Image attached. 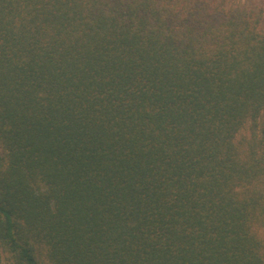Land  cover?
<instances>
[{"label":"trees","instance_id":"trees-1","mask_svg":"<svg viewBox=\"0 0 264 264\" xmlns=\"http://www.w3.org/2000/svg\"><path fill=\"white\" fill-rule=\"evenodd\" d=\"M227 5L0 0L10 264H264V32Z\"/></svg>","mask_w":264,"mask_h":264},{"label":"rangeland","instance_id":"rangeland-1","mask_svg":"<svg viewBox=\"0 0 264 264\" xmlns=\"http://www.w3.org/2000/svg\"><path fill=\"white\" fill-rule=\"evenodd\" d=\"M243 6L247 7L258 19V29L261 32H264V0H228V8L231 7H238ZM253 129H256L255 133ZM264 131V114L262 115L261 119L258 121L257 126L253 123H247L243 129H241L240 133L236 137V143L242 145L243 149L245 148L243 145H248V141L252 139L254 134H257L258 137H263ZM0 152L3 153V147L0 144ZM261 236L264 239V230L261 231ZM37 257L43 264H48L47 258L45 257V251L38 249L37 250ZM0 259L5 264L11 263V257L1 246H0Z\"/></svg>","mask_w":264,"mask_h":264}]
</instances>
